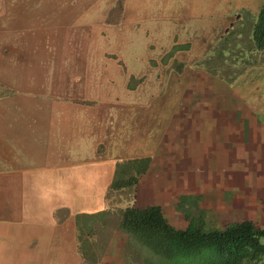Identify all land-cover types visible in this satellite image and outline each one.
<instances>
[{"label": "crops", "instance_id": "crops-1", "mask_svg": "<svg viewBox=\"0 0 264 264\" xmlns=\"http://www.w3.org/2000/svg\"><path fill=\"white\" fill-rule=\"evenodd\" d=\"M17 7L0 0V264H83L81 229L86 234L99 217L117 213L109 210L110 187L119 162L133 158L150 159L136 187L137 206L160 205L176 226L181 197L192 196L200 209H216L214 227L252 220L264 228L260 103L248 109L227 82L196 70L184 96L165 94L145 106L157 129L133 142L128 112L136 103L118 92L128 93L126 83L98 95L95 84L104 78L89 68L93 88L73 92L82 70L77 61L68 81L56 82L54 74H65L58 64L66 23L53 19L48 24L59 32L48 36L18 33L11 28ZM95 48L92 65L111 73L107 49ZM34 66L41 68H27ZM199 156L200 165L190 160ZM107 234L105 261L97 264H123L136 240L120 229L119 219Z\"/></svg>", "mask_w": 264, "mask_h": 264}, {"label": "rangeland", "instance_id": "rangeland-1", "mask_svg": "<svg viewBox=\"0 0 264 264\" xmlns=\"http://www.w3.org/2000/svg\"><path fill=\"white\" fill-rule=\"evenodd\" d=\"M8 1L18 3L16 11L20 14L11 21V28L18 33L40 31L48 36L50 32H59L48 24L53 19L60 24L66 23L63 63L58 64L65 74H61V77L54 74L56 82L68 81L71 65L77 61L76 65L82 70H79L78 80L72 85L73 92L78 89L85 92V88L88 92L93 88L87 82L91 75L86 72L89 68L98 77L104 78V83L98 81L102 83L100 86L95 84L98 95L101 93L104 96L110 84L126 83L128 93L122 90L118 92L136 103L134 109L128 112L129 139L133 142H139L142 133L148 137L156 132L157 128L152 127L151 121L144 115L150 109L145 110V106H151L160 98L166 99L165 94L184 96L187 92L185 89L190 88L195 79L196 70H210L212 75L227 82L230 90L234 91L231 93L235 97L239 94L236 99L246 102L248 109L256 108L260 103L262 107H258L262 109L257 113L264 122V65L260 64L261 60L253 55L248 59L247 67L235 69L236 64L231 65L235 56L231 55L230 50L220 51L223 31L231 27V30H235V36H239L238 29L245 25L247 11L257 14L264 0ZM53 27L56 28L55 25ZM102 38L103 41H96ZM97 45L107 49L106 59L114 63L111 73H100L106 70L104 65H92L97 55ZM48 63L55 68L54 58L48 57ZM35 64L39 65L38 62ZM27 68L38 71L41 67ZM197 97L202 98L201 95ZM196 159L198 161L195 158L190 160L200 165V156ZM114 192L117 191H110L108 196L109 210L117 213L99 217L92 229L86 230V234L85 228L81 229L83 264H97L104 260L108 229L114 227L119 219L116 215L117 205H123L127 200L123 193L115 195ZM189 201L182 199L180 209L189 207ZM217 213L216 209H205L199 215L205 220L206 228L215 226ZM176 217L177 227L188 224L183 212L180 211ZM125 253L123 264H155L157 260L137 241L128 245Z\"/></svg>", "mask_w": 264, "mask_h": 264}, {"label": "trees", "instance_id": "trees-1", "mask_svg": "<svg viewBox=\"0 0 264 264\" xmlns=\"http://www.w3.org/2000/svg\"><path fill=\"white\" fill-rule=\"evenodd\" d=\"M247 13L245 25L238 29L239 36L230 27L222 40V47L227 45L235 56L231 63L236 64L235 69L247 67L253 55L264 65V3L257 14ZM149 164L148 157L119 162L110 191L127 198L118 206L120 229L146 247L157 259L155 264H264V228L252 220L206 228L199 216L204 210L199 208L198 199L182 196L181 200H190L189 207L181 209L188 225L179 228L165 217L160 205L137 206L136 187Z\"/></svg>", "mask_w": 264, "mask_h": 264}, {"label": "bare ground", "instance_id": "bare-ground-1", "mask_svg": "<svg viewBox=\"0 0 264 264\" xmlns=\"http://www.w3.org/2000/svg\"><path fill=\"white\" fill-rule=\"evenodd\" d=\"M108 46V45H107ZM106 47V46H105ZM110 47V46H109ZM112 47H113V45H112ZM110 49H111V47H110Z\"/></svg>", "mask_w": 264, "mask_h": 264}]
</instances>
